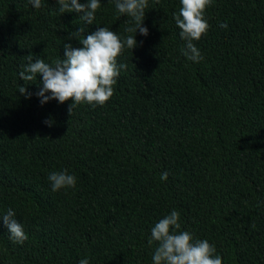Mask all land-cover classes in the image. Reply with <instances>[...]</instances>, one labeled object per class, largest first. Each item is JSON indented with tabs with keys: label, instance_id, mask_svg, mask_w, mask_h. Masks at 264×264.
I'll use <instances>...</instances> for the list:
<instances>
[{
	"label": "trees",
	"instance_id": "obj_1",
	"mask_svg": "<svg viewBox=\"0 0 264 264\" xmlns=\"http://www.w3.org/2000/svg\"><path fill=\"white\" fill-rule=\"evenodd\" d=\"M100 4L85 25L57 0H0V216L12 209L28 236L0 219V264H153L151 229L173 210L222 264H264V0H212L199 62L181 51L180 0H148L149 34L117 57L107 102L41 104L42 77H19L27 55L52 64L82 47L67 39L82 25L135 35L115 0ZM65 170L76 186L53 191Z\"/></svg>",
	"mask_w": 264,
	"mask_h": 264
},
{
	"label": "clouds",
	"instance_id": "obj_2",
	"mask_svg": "<svg viewBox=\"0 0 264 264\" xmlns=\"http://www.w3.org/2000/svg\"><path fill=\"white\" fill-rule=\"evenodd\" d=\"M34 8L41 7V0H29ZM182 7L174 14V20L180 29L181 39L186 41L185 47L181 49L182 54L190 61L199 62L203 59L200 50L193 41H198L206 34L209 24L205 19V10L212 3V0H180ZM60 13H78L80 20L85 25L93 24L95 13L100 8V0H87L81 3L80 0H57ZM115 7L121 14H127L132 18L134 26L125 29L128 35L121 39L116 32L107 27H98L97 30L88 34L85 38L82 33L85 27L82 25L78 30L69 32L68 40L76 39L82 47H73L70 43H64V55L56 59L52 64L46 63L43 59L36 58L30 53L27 55L28 63L19 72L20 80L33 81L38 76L42 77V87L36 92L41 98V104L50 100H57L64 103L71 100L69 114L73 108L81 103L90 105H103L114 94V85L121 69L125 64L117 66V57L125 47L134 49L137 46L136 34L148 36L149 30L143 26L145 9L148 7V0H115ZM227 28L226 23L219 25ZM19 93L25 98H30L32 93L27 91L26 86L19 87ZM50 93L51 95H46ZM46 124L51 127L50 121ZM168 173L161 174V180H167ZM53 191L66 187L76 186V177L63 172H52L48 177ZM16 214L8 209L6 214L0 216L3 224L10 233V238L23 243L28 239L23 225L15 218ZM180 213L176 210L159 220L151 229V236L148 245L152 246L157 242L152 260L153 264H222V258L216 253L214 245L208 240L194 239L188 231H180ZM254 227V225H253ZM79 264H89L87 258L81 259Z\"/></svg>",
	"mask_w": 264,
	"mask_h": 264
}]
</instances>
